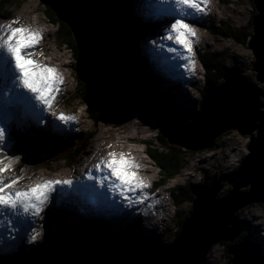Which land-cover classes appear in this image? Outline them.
Returning a JSON list of instances; mask_svg holds the SVG:
<instances>
[{
    "label": "water",
    "instance_id": "95a60500",
    "mask_svg": "<svg viewBox=\"0 0 264 264\" xmlns=\"http://www.w3.org/2000/svg\"><path fill=\"white\" fill-rule=\"evenodd\" d=\"M41 1L72 31L77 50L73 71L78 86L82 82L87 87L84 102L92 120L93 110L103 122H114L125 113L143 110L138 120L141 125L142 121L152 123L148 126L161 129L170 145L190 151L216 149L218 139L231 130L251 138L248 155L230 179L233 188L223 197H217V189L223 187L220 183L216 184L217 189L205 184L193 188L191 211L171 244L130 253L106 244L104 248L76 254L70 264H203L211 248L219 242L229 243L225 253L232 255L231 264H264L247 238L235 243L244 229L237 212L251 203H264V139L254 135L264 95L260 86L240 71L228 69L224 76L226 83L211 88L201 112L189 122L181 121L174 112L151 107L143 96L140 98L145 86L126 48L117 0ZM253 2L256 13L247 45L255 54L252 70L261 84L264 83V0ZM243 187L248 188L242 190Z\"/></svg>",
    "mask_w": 264,
    "mask_h": 264
},
{
    "label": "rangeland",
    "instance_id": "374dc122",
    "mask_svg": "<svg viewBox=\"0 0 264 264\" xmlns=\"http://www.w3.org/2000/svg\"><path fill=\"white\" fill-rule=\"evenodd\" d=\"M129 1L131 2V0H125L123 2L124 10L126 12L129 11L130 14L133 15V19L136 18L139 19L140 24H145L146 23L145 20H143L139 15L130 11ZM233 1L236 4L232 2L230 3V1L228 2L227 0H209L208 4H211L212 2L213 4L216 3L217 9L215 8L214 12L217 17L215 18V20L212 22H210L209 20L205 21L204 26H200L197 23H191L194 29L199 28V29H195V32L196 31L198 32V33L196 32V37L202 35L204 38H207V40L210 41L209 43L202 42L200 46L196 45L197 48L195 47L194 49L196 51L194 53L198 54L197 57H195L196 58L195 68L197 69V71L194 72L195 78L196 75L200 72L199 71L200 67L197 59L200 58L201 56H203L205 60L212 67V70H209V75L207 76L206 81H200L196 78L197 83H195L194 86L198 87L199 88L198 90L191 93L187 91V93L191 97L197 100V104H201V102L204 99L203 95H204V91H206L207 81L208 82L214 81L217 75L222 76L224 73V69L240 71L241 73H243L244 75L248 76L250 79L255 81L259 86H262L264 88V83L260 84V82L256 81V72L252 70L253 62L255 61V55L253 51L248 48V45H246V43L245 44L239 43V41H237L236 39H231L229 37L226 38L225 35L218 34L219 32L214 33L219 28L221 30L230 28L233 31V33L236 32V35L239 36L238 30H242V29L249 30V26H251V24H249V21L251 19V16H253V14L255 13L254 12L255 10H253L252 8V2H251L252 0H233ZM15 2L16 4L14 6H11L10 4L5 6L7 14L5 15V17L0 19V24L8 23L9 21L18 17L20 23L27 24L33 28L38 29L41 32L42 39L38 43V45L40 44L43 48L38 47V45L36 46V48L39 50H45V52L48 53L47 56L50 58L51 63H53L52 61L54 60V65L52 67L58 69L56 75L59 74L60 76L63 77V83L61 84L60 90L58 91V98L55 101V104L60 106L62 110H64V112L66 111L67 115H74L76 117L75 121H76L77 129L76 132L74 133L70 131L69 127L66 125V129L64 131H59L56 128L58 127L62 129L63 128L62 125H59L56 122L55 123L51 122L49 120L46 121L43 120L46 123L44 125V129L40 131V133L42 134L52 133L55 136H58V138L61 141L60 145H56L54 147H46L45 145H40L37 146L36 149H27L26 153L21 151L20 148H16L17 142L13 141L15 140L14 138L11 139L12 148L13 151L15 152V155L20 156V160L16 162L14 165L13 168L14 172L12 173L13 176H19V175L23 177L32 176L30 183H35L36 179L39 180L37 182H41L44 179L41 174H45V173L46 174L48 173L45 176H49L50 174L51 175L59 174L60 176H64V179L72 178L73 176H78L77 175L78 173L74 171V169H76V166L81 165L84 166L85 168L86 165L84 160H86L89 156H92L97 151H99V153L103 152L102 154L98 155V157L100 158L101 156H104L103 154H107L109 152H115L117 154L123 152L125 154L133 155V153H131L129 150L134 149V150H138L137 154L143 160V162L138 161L140 167H148L150 170L149 174L144 175V178H148L146 179L147 186L153 185L152 184L153 181L156 180L161 181V179H164V176L162 175V171L160 170L157 163L152 159L150 155L152 149L148 145V142L150 141L154 142L155 145H158L159 149L162 148V151H164V148L160 144V139L158 138L159 128L156 127L155 125H153L152 129L150 127L145 128L146 126L145 124L148 122L142 123V126L138 123L136 125L133 124L134 121H138L140 119V115L143 114L144 111L138 114L137 118H133L132 115H129L131 114V112L130 113L128 112L129 114L125 113V115H123L122 117H119L118 119L115 118L113 123L100 122L99 124H96L95 121L88 116L87 105L85 103L81 105L78 99L77 100L70 99L75 93V90L79 88L77 79L74 75L75 72L73 71V64L75 63L76 60L74 59V57H72L71 51L69 50L67 45L63 43V40L57 37L56 25L53 26L52 25L53 23L50 22L53 19V14L50 15L51 18L50 19L48 12L46 13L45 6L41 0H26L24 2L23 0H15ZM7 3H11V2H7L6 0H0V4L4 5ZM217 5L219 6V8L217 7ZM226 5L231 6L233 9L226 8ZM158 26L160 27V25ZM158 26L156 25L155 27L158 29ZM207 26H209L208 28L210 30L207 28ZM252 32L253 30L251 29L250 33ZM132 35L133 34H129V36L126 37V45L130 47H131L130 41L138 40L136 37L132 39L131 38ZM142 42L143 44L147 43L144 46L141 45V47L144 48L143 50L149 52V50L145 48L146 46H148V42H145L144 38H142ZM165 48L167 49V47ZM135 65L137 66L138 69L141 68L136 58H135ZM216 65L218 66V68ZM215 68L218 69V74L215 73L214 71ZM186 69L187 68H184V70ZM139 70L141 71V69ZM141 73L143 75V73L145 72L141 71ZM200 77L201 76H198V78ZM202 79L205 78L203 77ZM150 85H151V87H149L150 92L152 93L155 99L165 100L167 104H169L171 99L179 102L180 104H184V99L182 100L181 98H179L177 94L175 95L170 94V92L167 89L160 90L159 88H161V86H158V82L155 81V84L152 83ZM140 98H142V95L140 96ZM150 99L153 100L152 97ZM261 100L262 102H264V95L262 96ZM176 108L182 109L183 111L182 107H176ZM261 108L262 111L260 113V120L258 121L260 127L258 126V128L255 130L254 133L256 136L258 135L261 136L262 134L264 135V114H263L264 104H261ZM19 113L17 112L16 114L19 116ZM145 113L147 114L146 110ZM184 113L188 114L186 112ZM185 114H183L184 118H186L187 116V115L185 116ZM145 117L147 118V116ZM29 119L35 121L39 120L37 118H32V117H30ZM50 124H53L55 126V129L49 130L48 128ZM17 134H19L18 135L19 140L22 141L21 139L22 134L20 133V131H18ZM125 139L127 140L131 139V140H129L130 142H127ZM250 139L251 138L249 136H241L238 131L231 130L225 133L221 139L220 138L218 139L217 142H219L218 143L219 146L215 150L207 149L205 151L202 150L190 151L183 149L179 146H174L173 150L183 154L186 153L185 154V156L187 157L186 169L181 173V175L177 177V179L169 181L167 185H164L163 187L155 191V194L161 193L159 194L160 199L151 201L147 209H150L152 206H154L157 203H160L161 201L162 202L165 201L167 206L171 208L172 205L171 199H174L173 196L174 191L173 192H163V191L168 187H174L177 185L178 186L194 185L201 180V177L205 176V173L207 174L209 173V175L211 174L212 179L214 178L216 180V183H220L221 185H223V187L218 191L217 196L221 197L222 195H224L228 190L227 186H230L227 184L225 178L231 177L232 174H234L233 173L234 170L241 165L246 155H248L249 153L248 146L250 143ZM145 140L146 143L143 142ZM108 141L109 142L113 141L115 143L113 142L109 143ZM226 141L229 142V145L223 147ZM67 146L70 147L69 153H75L76 155L83 153L82 155L76 158V164L72 167H69L68 164L63 160V158L66 156V151L64 153L59 152L61 149L63 150L67 148ZM80 146L83 148V151L78 153L77 150ZM236 147H239L241 151H237L235 149ZM94 148L95 149L99 148V149L93 150ZM177 148H181L183 151H180L181 149H177ZM38 152H41L42 154ZM33 154H40L41 157H43L42 161L39 162V164H35V162L29 163V161L27 160L25 163L23 162L24 157L31 158ZM214 156H216L215 159H213ZM117 158H119L118 155ZM205 160L206 162L202 163ZM200 163H202L203 166L198 171L193 172L195 164H200ZM21 165L25 168L26 167L28 168H26L27 169L26 172L19 174L18 170L21 169L19 168ZM48 167L52 170L48 169ZM7 172L10 173V170ZM92 174L95 175L94 172ZM247 188L248 187H243L241 189L245 190ZM56 194L58 193H54V192L52 193L47 203V206L39 214L40 217L36 219L37 221L34 222L33 226L30 228V233L33 228L36 230V232L39 233L36 240L30 241L28 237L26 239V232H23L22 235L25 237L23 240H19V239L7 240V242H9L8 244L15 246V249H12L13 250L12 251L9 248L8 251L4 253L5 255L12 256L14 258H19V257H15L12 253L14 252V250L20 248L19 247L20 245L21 246L25 245L26 246L25 248L29 250V251H25V254H29V255L35 254V256H38L37 255L39 253L38 251L42 252L43 249H45V251H47V254L51 252L53 254H56V256H58L59 255L58 248L63 249V248H67L68 246H75L74 243L76 241L79 242L81 235L85 234L87 230H90L92 228H96L97 230L99 228H103L107 230L112 225L118 227L119 226L118 220L124 219L121 217L117 218L115 224V223H104V222L101 223L95 219L89 218L90 220L94 221L93 223H91L85 218H83L84 216L83 217L79 216L78 209L77 211H74L75 209L72 208L68 204V201L66 202L64 198L62 197L56 198L55 196ZM63 194L64 193H62V195ZM184 196L187 197L186 192ZM118 199H119L118 197H115L112 203L113 202L117 203ZM191 207H192V202L188 201L182 205L179 206L177 205V207L171 209L173 212L177 208V212H179L180 215L179 217L181 218L184 217L185 215H188L189 211L191 210ZM145 213H147V210L144 211V214L143 213L139 214L138 216L139 220L136 221V223H131L130 222L131 220L129 219L128 226L131 227L136 232V235H131L132 239L135 238L136 241L138 242L137 237L139 236L140 238L147 239L146 242L151 240L155 241V239L157 238V242L159 241L160 243L163 242L169 243L170 241H172V239L176 237L178 224L175 223L176 224L175 225L174 221L172 222V227L169 230L168 229L165 230V233H167L166 238L157 229H151L149 231L146 230V225L151 224V222H149L150 220L148 221L146 217L149 214L148 213L145 214ZM255 213H257L258 215L260 214V217L258 219H254ZM63 214L67 215V217L70 218L69 222L68 220H63ZM142 216L143 219H141ZM239 216L241 219L246 220L247 225L249 226L248 229L249 233L246 235V237H249V239H251L252 242L255 243L257 242V244L259 243V245H261V247L264 248V203L254 202L247 205L239 213ZM145 219L147 220V223ZM80 220L81 221L84 220L85 222H80ZM44 221L47 222L48 225L53 227L54 232H51L50 230L44 227V225H46V224L43 225ZM139 221H142V224H139ZM73 230L76 232V234L73 233ZM115 231H118V229L116 228ZM92 232L94 233L93 230ZM64 234H68L70 238L68 239L66 237H63ZM158 234H160V236H158ZM126 236L129 237V234L127 232H125V237ZM240 237H238L239 238L238 240L241 239ZM57 243L58 244L62 243V244L56 246ZM49 247H52L53 250L49 249ZM228 247L229 244H227L226 242H219L215 244L209 251L208 255L206 256L205 264H231L232 256L229 253H225ZM78 249L80 248L78 247L77 250ZM262 253L264 255V251ZM32 258L33 256L27 259H32Z\"/></svg>",
    "mask_w": 264,
    "mask_h": 264
},
{
    "label": "snow or ice",
    "instance_id": "6c2138e0",
    "mask_svg": "<svg viewBox=\"0 0 264 264\" xmlns=\"http://www.w3.org/2000/svg\"><path fill=\"white\" fill-rule=\"evenodd\" d=\"M208 3L209 0H158L159 13L146 16L147 19L168 20V29L162 40L173 41L186 50L188 64L183 65L185 68L194 67L195 62L190 58L191 38L196 36L193 26L185 21L206 15ZM41 39L42 34L38 29L20 23L18 17L0 24V235L6 231H20L22 226L44 210L58 186L72 184L71 180L45 179L41 183L17 188L14 186L23 177L5 175L20 160V156L13 151L9 127L18 109L29 107L41 110L42 107V111H50L56 120L64 124L76 120L74 115L56 112L52 108L63 77L57 74L53 78L34 71L43 69L45 73L56 72L54 67L37 64L32 60L34 54L43 55L42 51H32ZM158 47L163 48V43ZM167 51L178 52V49L168 47ZM106 156H101L93 165L96 175L92 174L91 169L85 173L87 180L94 181V184L86 186V190L95 193L96 186L107 182L106 187L110 193L118 194L131 204L132 199L128 194H135L138 189L142 191L147 187V182L137 174L140 165L130 154L123 152H109ZM23 171L21 168L20 172ZM145 198L138 196L136 202H142ZM27 235L30 241H34L39 233L33 228Z\"/></svg>",
    "mask_w": 264,
    "mask_h": 264
},
{
    "label": "trees",
    "instance_id": "16d2710c",
    "mask_svg": "<svg viewBox=\"0 0 264 264\" xmlns=\"http://www.w3.org/2000/svg\"><path fill=\"white\" fill-rule=\"evenodd\" d=\"M6 1L7 2H11V3L15 2V0H6ZM11 3H7V4H4V5L0 4V18H3L7 14L5 6L8 5V4H11ZM252 8H253V10H255L253 2H252ZM48 10H50V9H48ZM252 18L253 17L251 16L249 24H251ZM52 21L55 24H59V26H61V30L57 33V37L63 40V43L65 45H67V47L69 48V50L71 51L73 56L76 57L77 50H76L75 41H74L71 29L69 28V26H67V25H65L63 23H60L59 20L57 19V17L54 16V15H53ZM251 26H252V24H251ZM251 26H249V30H247V29L246 30H243V29L242 30H238L239 36L236 35V32L233 33V31L230 28L224 29V30H221L219 28L217 31L220 34H226L231 39H236L237 41H239V43H244L245 44L247 42V40H248V37L251 34L250 33L251 29H252ZM202 61L205 64V66L207 67V69L210 70L211 69V65H209L208 62L203 57H202ZM215 70H216L215 72H218L217 68H215ZM217 82H218V78H215V81H213V83H217ZM87 92H88L87 91V87L82 82H79V88L77 89V92H75V94L70 99L71 100H73V99L77 100L78 99V100L85 101V98H87ZM93 112H94V110H93ZM93 112H91V114H92V116L94 118V121L97 122V123H100L103 119L98 114H95V112L94 113ZM48 129L51 130V129H54V128H48ZM161 132H163V131L160 129L159 134H158V138L160 139V143L162 144V146L164 148V151H162V148L159 149L158 146L155 145L154 142L150 141V142H148V145L152 149V151L150 152V155H151L152 159L157 163L158 167L162 171V175L164 176V179L162 180V184H164V183H167L168 181H170L172 179H177V177L179 175H181V173L186 169L187 157L185 156L186 153L183 154V153H179V152L173 150L174 146H172V145H170L168 143L167 139L165 138V136L162 135ZM28 135H31V134H28ZM32 135L35 136V137H38L36 139H31L30 138L31 140H33L32 143H28L27 142L28 141V136H24V137L22 136V138H21L22 141L19 140V146H20L21 151L26 153L27 149H36V147L40 146V145H45L46 147H54L56 145H60V143H61L60 139L57 138L52 133H49V134H42V133H35L34 134L33 133ZM177 149H181V148H177ZM82 150H83V148L79 147L77 152L80 153ZM65 151H66L65 149H63V150L61 149L59 152H63L64 153ZM180 151H183V150L181 149ZM68 152H70V151H68ZM38 153L42 154L41 152H38ZM40 154H33L31 156V158L24 157L23 162L25 163L26 160H27V161H29V163L30 162H35V164H39V162H41L42 159H43V157H41ZM29 155H31V154H29ZM76 157H77V155L75 153H66V156L63 159H66L67 163H70V162H74ZM19 168H23V166L21 165ZM48 169H50V168L48 167ZM50 170H52V169H50ZM202 182H205V178H204V180ZM192 187H193L192 185H179V186L177 185L175 188L169 190L170 192L175 191V195H174L175 207H177V205L178 206L182 205V204H184L185 202H188V201L193 202L194 195L192 194V189H191ZM185 192L187 194V197L184 196ZM174 211H175V213H174L172 219L174 221V224L175 223L178 224V229H177V234H176V236H177V235H179L180 230H181V226H182L184 220L186 219V217L188 215H185L184 217L180 218L179 217L180 216L179 212H177V208ZM241 211L242 210H240L238 212V214ZM45 226L48 229H51L50 225L46 224ZM171 227H172V223H171ZM99 229L103 230V228H99ZM248 229L249 228L246 226V229L242 232L241 238L246 237V235L249 233ZM133 233L136 235L135 231ZM128 234L130 235V233H128ZM130 241H133V240L130 238V236H129V238L126 236L123 242L127 243V242H130ZM145 244L152 245V246L156 245L155 243H151L150 241L146 242V240L144 239L141 242V245H145ZM227 244H229V243H227ZM134 248L138 249L140 247H138V246L132 247V249H134ZM69 255H70V253L67 254V255L63 254V253H59L58 256H53L52 254L51 255L42 254L40 256H35L32 259H27L25 257L14 258L12 256H8V255H5L4 253H1L0 258H4V259H3V261H1L0 264H67V259H68Z\"/></svg>",
    "mask_w": 264,
    "mask_h": 264
},
{
    "label": "bare ground",
    "instance_id": "6f19581e",
    "mask_svg": "<svg viewBox=\"0 0 264 264\" xmlns=\"http://www.w3.org/2000/svg\"><path fill=\"white\" fill-rule=\"evenodd\" d=\"M228 2L230 1V3L232 2V3H235L233 0L231 1V0H227ZM133 4V3H132ZM236 4V3H235ZM206 7H207V14L206 15H201V16H199V17H196V18H194L193 20H198V24L200 25V26H204L205 24H204V22L205 21H207V20H209L210 22H212V21H214L215 20V18L217 17L216 16V14H215V12H214V10H215V8H216V3H214L213 4V2L211 3V4H207L206 5ZM217 7L219 8V6L217 5ZM224 7V6H223ZM222 8V7H221ZM220 8V9H221ZM225 8V7H224ZM226 8H232L231 6H229V5H226ZM217 9V8H216ZM223 9V8H222ZM233 9V8H232ZM235 10V9H234ZM130 11L132 12L133 11V13H135V14H137V15H140V16H142L143 17V13H145V12H143V11H138V10H136V8L134 7V6H131V8H130ZM225 11V10H224ZM233 13V12H232ZM146 14V13H145ZM49 15V14H48ZM146 15H148V16H150L149 14H146ZM49 17H50V15H49ZM127 17L128 18H130V19H133V15L132 14H130V13H128V15H127ZM252 17H254V16H252ZM192 19V18H191ZM252 20H253V18H252ZM59 22L60 23H62L60 20H59ZM196 25V24H195ZM134 26V23H131V27H133ZM157 26H158V24H157ZM196 27V26H195ZM207 27H209V26H207ZM195 29H199V28H195ZM158 30L160 31V27L158 26ZM152 31L153 30H151V31H149V33H152ZM165 30L163 29V30H161V32L159 33V35H157V37H159L160 38V40L162 41V42H164V40H162V37H163V34L165 33L164 32ZM197 32V31H196ZM198 33V32H197ZM134 35H132V39H134ZM196 41V44L198 45V46H200L201 45V43L202 42H205V43H209L210 41L209 40H207V38H204L202 35L201 36H198V37H196L195 36V39H192L191 40V42H195ZM147 44V43H146ZM145 43L143 44V42L142 43H140V41L139 40H133V41H130V45H131V48L133 49V50H135L136 49V47L138 46V47H140L141 45L142 46H144V45H146ZM164 47H173V48H176V49H178V53H181V50L179 49V48H177V47H175V46H172V45H170L169 44V42H168V40L166 41V43H165V45H164ZM163 47V48H164ZM145 48H147L148 50H149V52H151V53H153V51L151 50V48L149 47V44H148V46H146ZM142 49H144L143 47H142ZM141 48H140V50H142ZM191 52H192V48H191ZM172 53H174V52H168L167 51V49L165 48V54H164V56H170V57H172ZM175 53H177V52H175ZM153 57V56H152ZM182 62H183V65H185V64H188V54H187V52H186V50H184L183 49V54H182ZM136 58L137 59H139L140 60V62H139V60H137L138 62H139V65H140V67L141 68H139V69H141V71L143 72H145V73H143V75H145L144 77L146 78V77H150L152 74H153V70H152V68L153 67H157V66H160V64H159V61L158 60H155V59H146L145 58V56H143V55H141V54H137L136 55ZM190 58L195 62V57L194 56H192L191 54H190ZM146 60H147V62H148V64H147V62H146ZM158 64V65H157ZM195 66H196V62L194 63V67L193 66H189L186 70H183L182 72H183V77L185 78V79H187L186 81H190V82H195V83H197V80H196V78H195V75H194V72H196L197 71V69L195 68ZM161 67V66H160ZM193 68H194V70H193ZM159 69V68H158ZM200 71V70H199ZM159 73V72H158ZM161 76H162V78L159 80V82H158V86H161V88H159L160 90H162V89H167L169 92H170V94H177L178 96H179V98H181L182 100L184 99V104H180L179 102H177V101H175V100H172L171 99V101L169 102V106H181V107H183L184 109H185V112L186 113H188V114H190L191 112H193V111H196V110H198V108L200 107V105L199 104H197V100L195 99V98H193V97H191L188 93H187V91H185V89H183V87H181V85H179L177 82H176V80H167V79H165L163 76V74H161V73H159ZM147 75V76H146ZM201 78V77H200ZM148 87H151V85L150 86H148ZM17 112H18V110H17ZM17 112H15V114L14 115H17L16 113ZM143 112V110H140V111H138V112H131V114H129V115H132L133 116V118H137L138 117V114H140V113H142ZM142 115V114H141ZM141 115H140V117H141ZM18 116V115H17ZM19 117H23V118H30V117H32V116H29V115H22V114H20L19 113ZM32 118H35V117H32ZM38 121V120H37ZM137 122L138 121H134L133 122V124L134 125H136L137 124ZM45 123L46 122H44V125H45ZM142 123H144V122H142ZM146 123V122H145ZM18 124H19V129H23V127H24V125L22 124V123H20V122H18ZM17 124V125H18ZM148 124H152V123H146L145 125V128H147L148 127ZM67 126L69 127V129H70V131H72V132H76V129H77V125H76V122L75 121H69L68 123H67ZM73 127V128H72ZM49 128H54L55 129V126L53 125V124H50L49 125ZM149 128V127H148ZM80 131H82V130H80ZM20 133L23 135V137H24V133L23 132H21L20 131ZM162 135H165V133L164 132H162ZM112 136V135H111ZM113 137H115V136H113ZM126 137V136H125ZM11 139H13L12 137H11ZM18 139H19V137H18ZM115 139V138H114ZM127 142H130L129 140H131V139H125ZM14 141V140H13ZM28 143H32L33 142V140H31L30 138H28V141H27ZM107 142V141H106ZM109 142V141H108ZM111 142H113V141H111ZM111 142H109V143H111ZM144 143H146V140L145 141H143ZM113 143H115V142H113ZM118 143V142H117ZM17 144V143H16ZM229 145V142L228 141H226L225 143H224V145H223V147H226V146H228ZM107 147V146H106ZM237 151H241L240 149H239V147H236L235 148ZM93 150H97V148L95 149H93ZM119 151V150H118ZM131 153H133V155H131L133 158H134V160L136 161V162H138V161H141V162H143V160L138 156V154H137V151L138 150H134V149H132V150H129ZM95 152V151H94ZM105 152V151H104ZM103 153V152H102ZM129 153V152H128ZM95 154V153H94ZM101 156V155H100ZM227 156V155H226ZM216 158V156H214V158L213 159H215ZM208 160H210V159H208ZM204 162H206V160L205 161H203L202 163H204ZM202 163H200V164H195V166H194V171L193 172H195V171H198L202 166H203V164ZM91 170H92V173L94 172L95 173V175L97 174L96 173V170L94 169V168H90ZM76 172H78L77 170H76ZM7 174H10L9 172H7ZM48 174V173H47ZM46 173L45 174H41L42 175V177L44 178L43 180H45V179H58V180H61L62 178H64V176H60L59 174L58 175H49V176H45V175H47ZM36 177H37V175H36ZM73 178V177H72ZM42 180V181H43ZM37 181H39V180H35V183H33V184H36V183H41V182H37ZM86 182H88V180H82V181H80V182H77V183H75L78 187H82V185L84 184V183H86ZM75 184H73V185H75ZM106 184H107V182H105V184H104V186H106ZM102 187L101 188V190H103V191H107V192H109L105 187ZM67 189H71V188H69L68 186H66V185H64V186H58V190H57V192H59V191H64V190H67ZM86 193L88 192L87 190L85 191ZM73 196H75V192H72L71 193ZM161 194V193H160ZM82 197H85L84 195L83 196H81V198ZM115 197H118L119 199L117 200V203H115V202H113L112 203V201L115 199ZM120 196L118 195V194H112L111 196H110V199L106 202V204L104 205V208L103 207H99V206H90V205H84V207L83 208H81L82 207V203L80 204V203H77L79 206H78V213H79V216H85V217H87V218H91V219H95V220H97V221H101V222H104V223H115L116 222V219L117 218H125L126 217V215L128 214V211L126 210V209H124V210H119L118 211V213L116 212L117 210H118V208H117V204L118 203H120L121 202V200H120ZM112 203V204H111ZM132 203H137L136 202V200L135 199H132ZM163 205H165V206H167V204H163ZM153 210H154V206H153ZM121 211V212H120ZM137 211V210H136ZM143 211V210H142ZM138 212V211H137ZM239 212V211H238ZM238 212H237V215H238ZM147 213L149 214L148 216H146L147 217V220L149 221V222H151V224H154V222L152 221V219L154 218V214L153 213H149V211H147ZM147 213H145V214H147ZM254 216H255V218L254 219H258L259 217H260V214L258 215L257 213H255L254 214ZM40 217V216H39ZM85 217H83V218H85ZM141 219H143V216L141 217ZM122 221V220H121ZM131 223H136V221L134 222H131ZM139 224H142V221H139ZM260 225H262V224H260ZM153 227V226H152ZM158 227H160V226H158ZM154 228V227H153ZM245 230V229H244ZM112 232H110V233H107L106 235H109V234H111ZM158 236H160V234H158ZM27 237H28V235H27V233H26V239H27ZM123 237V235H120V238H122ZM7 238H4L3 239V241L5 242V244H7V246H6V248L4 249V251H0V255H1V253H6L7 251H8V249H9V245H8V243L9 242H7ZM128 241V240H127ZM150 242H152V243H160L159 241L157 242V240H155V241H150ZM136 243H138L139 244V242H137L136 241ZM235 243L237 244L238 242H237V240H235ZM257 243V242H256ZM162 244H165L164 242L162 243ZM258 245H259V243H258ZM139 246V245H138ZM259 248L262 250V252L264 251V248L263 247H261V245H259ZM15 257H25V258H30V257H27L26 255H24V253H23V251H22V249H21V247L20 248H18L17 250H14V252L12 253ZM232 256V255H231ZM3 259L4 258H0V263H1V261H3Z\"/></svg>",
    "mask_w": 264,
    "mask_h": 264
},
{
    "label": "clouds",
    "instance_id": "9594fccd",
    "mask_svg": "<svg viewBox=\"0 0 264 264\" xmlns=\"http://www.w3.org/2000/svg\"><path fill=\"white\" fill-rule=\"evenodd\" d=\"M252 2H253V0H252ZM250 3H251V2H250ZM253 4H254V2H253ZM254 7H255V5H254ZM255 13H256V10H255ZM254 15H255V14H254ZM254 15H253V16H254ZM251 24H252V20H251ZM252 30H253V25H252ZM252 33H253V32H252ZM252 33H251V34H252ZM251 34H250V35H251ZM248 39H249V37H248ZM251 50L253 51V49H251ZM253 53H254V52H253ZM254 55H255V54H254ZM260 88L262 89L263 87L260 86ZM263 89H264V88H263ZM263 89H262V90H263ZM263 92H264V90H263ZM261 99H262V96H261ZM261 104H264V102H262V100H261ZM261 109H262V108H261Z\"/></svg>",
    "mask_w": 264,
    "mask_h": 264
},
{
    "label": "flooded vegetation",
    "instance_id": "af4514ba",
    "mask_svg": "<svg viewBox=\"0 0 264 264\" xmlns=\"http://www.w3.org/2000/svg\"><path fill=\"white\" fill-rule=\"evenodd\" d=\"M197 21V20H196ZM37 49V48H36ZM38 50V49H37Z\"/></svg>",
    "mask_w": 264,
    "mask_h": 264
}]
</instances>
